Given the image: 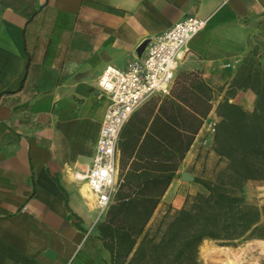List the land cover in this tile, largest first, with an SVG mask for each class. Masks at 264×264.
<instances>
[{"label":"crops","instance_id":"1","mask_svg":"<svg viewBox=\"0 0 264 264\" xmlns=\"http://www.w3.org/2000/svg\"><path fill=\"white\" fill-rule=\"evenodd\" d=\"M191 15L207 22L175 73L198 70L215 103L233 91L229 101L251 110L254 92L230 81L240 66L264 67V0H0V264H110L94 202L76 175L91 163L109 104L98 78L106 65L125 68L144 40ZM165 95L153 94L121 129L117 174L126 191L145 170L138 147ZM208 115L216 120L213 109ZM158 122L165 131L166 118ZM198 137L183 159L175 148L166 159L163 141L161 162L174 176L154 214L204 191L181 179L184 170L197 176L188 166Z\"/></svg>","mask_w":264,"mask_h":264},{"label":"trees","instance_id":"2","mask_svg":"<svg viewBox=\"0 0 264 264\" xmlns=\"http://www.w3.org/2000/svg\"><path fill=\"white\" fill-rule=\"evenodd\" d=\"M230 86L254 92L251 110L229 101L233 91L215 103L214 90L198 70L175 73L138 147L137 156L147 160L145 170L133 176L135 185L127 191L122 181L96 222L110 264H201L203 240L232 247L264 240V204L249 201L245 193L247 181L264 180V67L259 62L238 67ZM212 109L216 121L210 148L217 157L212 178L195 176L204 191L187 194L179 208L169 205L153 219L174 176V168L161 162L163 141L169 147L166 159L173 157V148L183 159ZM160 115L168 121L163 132ZM137 133L133 146L143 129Z\"/></svg>","mask_w":264,"mask_h":264},{"label":"built area","instance_id":"3","mask_svg":"<svg viewBox=\"0 0 264 264\" xmlns=\"http://www.w3.org/2000/svg\"><path fill=\"white\" fill-rule=\"evenodd\" d=\"M207 19L186 16L149 41L144 56L128 59L125 68L106 65L98 78V87L107 93L109 104L100 124L95 151L84 173L86 192L91 196L97 215L95 222L112 202L121 179L117 174L119 134L131 113L153 94L168 93L175 76L177 61L188 50L189 41L206 25ZM215 118L208 115L196 136L206 143L215 131Z\"/></svg>","mask_w":264,"mask_h":264},{"label":"rangeland","instance_id":"4","mask_svg":"<svg viewBox=\"0 0 264 264\" xmlns=\"http://www.w3.org/2000/svg\"><path fill=\"white\" fill-rule=\"evenodd\" d=\"M196 152L198 155L193 154L191 161L194 162L188 168L197 176L212 178L217 167L216 155L208 144H196L191 153ZM245 193L249 201L264 204V182H249ZM159 215L160 212H156L153 219ZM199 259L201 264H223L228 261L232 264H264V240L253 239L232 247L220 246L214 240L206 239L199 246Z\"/></svg>","mask_w":264,"mask_h":264},{"label":"water","instance_id":"5","mask_svg":"<svg viewBox=\"0 0 264 264\" xmlns=\"http://www.w3.org/2000/svg\"><path fill=\"white\" fill-rule=\"evenodd\" d=\"M148 43V39L144 40L137 48L136 50V54L138 57L141 56V53L142 51L144 50L145 46L147 45ZM181 179L184 180V181H192L194 180V176L191 175L188 171L184 170L182 173H181Z\"/></svg>","mask_w":264,"mask_h":264},{"label":"bare ground","instance_id":"6","mask_svg":"<svg viewBox=\"0 0 264 264\" xmlns=\"http://www.w3.org/2000/svg\"><path fill=\"white\" fill-rule=\"evenodd\" d=\"M85 191V190H84ZM91 203V202H90ZM224 248V247H223ZM225 249V248H224ZM226 255V254H225ZM231 263V261H228V262H223V264H230ZM233 263V262H232ZM231 263V264H232Z\"/></svg>","mask_w":264,"mask_h":264}]
</instances>
